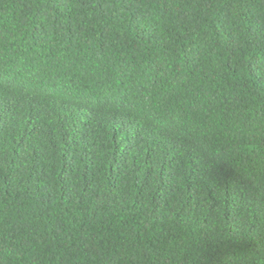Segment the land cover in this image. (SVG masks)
<instances>
[{"label":"trees","instance_id":"16d2710c","mask_svg":"<svg viewBox=\"0 0 264 264\" xmlns=\"http://www.w3.org/2000/svg\"><path fill=\"white\" fill-rule=\"evenodd\" d=\"M0 264H264V0H0Z\"/></svg>","mask_w":264,"mask_h":264}]
</instances>
